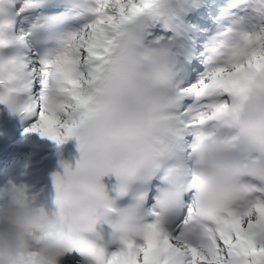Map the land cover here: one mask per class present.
I'll return each mask as SVG.
<instances>
[{
  "label": "snow or ice",
  "instance_id": "obj_1",
  "mask_svg": "<svg viewBox=\"0 0 264 264\" xmlns=\"http://www.w3.org/2000/svg\"><path fill=\"white\" fill-rule=\"evenodd\" d=\"M0 105L78 141L84 264H264V0H0Z\"/></svg>",
  "mask_w": 264,
  "mask_h": 264
},
{
  "label": "clouds",
  "instance_id": "obj_2",
  "mask_svg": "<svg viewBox=\"0 0 264 264\" xmlns=\"http://www.w3.org/2000/svg\"><path fill=\"white\" fill-rule=\"evenodd\" d=\"M27 182H0V264H62L83 243ZM71 246V247H70Z\"/></svg>",
  "mask_w": 264,
  "mask_h": 264
},
{
  "label": "bare ground",
  "instance_id": "obj_3",
  "mask_svg": "<svg viewBox=\"0 0 264 264\" xmlns=\"http://www.w3.org/2000/svg\"><path fill=\"white\" fill-rule=\"evenodd\" d=\"M39 138H40L39 136L29 135V137L24 139L23 144L19 149L20 154L18 158L15 160V162L11 165L10 170H9V175L7 176V178L15 177L17 179L19 175V170L22 165L28 162H31V161L36 162L37 156L39 154L36 152L37 147L40 145L38 143ZM41 139L43 140L44 136H42ZM40 184L43 185V189L46 190L47 182L42 181Z\"/></svg>",
  "mask_w": 264,
  "mask_h": 264
},
{
  "label": "rangeland",
  "instance_id": "obj_4",
  "mask_svg": "<svg viewBox=\"0 0 264 264\" xmlns=\"http://www.w3.org/2000/svg\"><path fill=\"white\" fill-rule=\"evenodd\" d=\"M19 142H20V141H19ZM15 155H16V149H15V151L13 152V154H11V156L9 157V160L13 159V158L15 157Z\"/></svg>",
  "mask_w": 264,
  "mask_h": 264
}]
</instances>
